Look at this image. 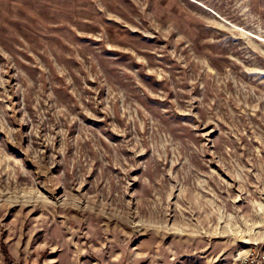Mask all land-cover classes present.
Returning a JSON list of instances; mask_svg holds the SVG:
<instances>
[{"label": "rangeland", "instance_id": "obj_1", "mask_svg": "<svg viewBox=\"0 0 264 264\" xmlns=\"http://www.w3.org/2000/svg\"><path fill=\"white\" fill-rule=\"evenodd\" d=\"M263 244L264 0H0V264Z\"/></svg>", "mask_w": 264, "mask_h": 264}, {"label": "built area", "instance_id": "obj_2", "mask_svg": "<svg viewBox=\"0 0 264 264\" xmlns=\"http://www.w3.org/2000/svg\"><path fill=\"white\" fill-rule=\"evenodd\" d=\"M235 264H264V244L249 246L244 253L238 255Z\"/></svg>", "mask_w": 264, "mask_h": 264}]
</instances>
